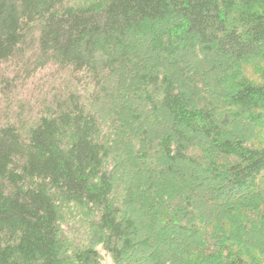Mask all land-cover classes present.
I'll return each instance as SVG.
<instances>
[{
	"label": "trees",
	"instance_id": "16d2710c",
	"mask_svg": "<svg viewBox=\"0 0 264 264\" xmlns=\"http://www.w3.org/2000/svg\"><path fill=\"white\" fill-rule=\"evenodd\" d=\"M250 61L264 0H0V264H264Z\"/></svg>",
	"mask_w": 264,
	"mask_h": 264
},
{
	"label": "rangeland",
	"instance_id": "374dc122",
	"mask_svg": "<svg viewBox=\"0 0 264 264\" xmlns=\"http://www.w3.org/2000/svg\"><path fill=\"white\" fill-rule=\"evenodd\" d=\"M240 71L245 77H247L248 79H250L254 82H257V83H263L264 82L263 81V79H264V61H250L247 63H243L240 65ZM50 75H51L50 72H48V73L43 72V73L35 76L30 82H32V81L35 82V85H41V84L44 85L43 83H45L46 81H49V79L47 80L46 77H49ZM40 77H42L41 80H40ZM43 78H44V80H43ZM47 83H49V82H47ZM49 84H48V87H50ZM52 88H53V86H52ZM35 92H37V91L33 90V93H35ZM255 143L256 144H264V129L260 130V134L257 135V137L255 139ZM79 218L80 217H78V216H75L74 219L70 217V218H68L69 221L67 224H69L70 226H73L74 225L73 222H74L78 227V225L80 224L78 222ZM74 231H75V229H74ZM98 251L100 254L101 264H115L106 252H104L103 250H101L99 248H98Z\"/></svg>",
	"mask_w": 264,
	"mask_h": 264
}]
</instances>
